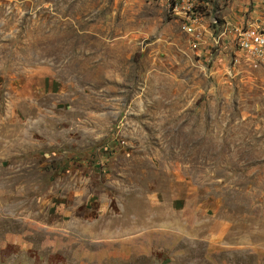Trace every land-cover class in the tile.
Returning a JSON list of instances; mask_svg holds the SVG:
<instances>
[{
	"label": "rangeland",
	"instance_id": "obj_1",
	"mask_svg": "<svg viewBox=\"0 0 264 264\" xmlns=\"http://www.w3.org/2000/svg\"><path fill=\"white\" fill-rule=\"evenodd\" d=\"M193 4L0 0V264H264V0Z\"/></svg>",
	"mask_w": 264,
	"mask_h": 264
},
{
	"label": "built area",
	"instance_id": "obj_2",
	"mask_svg": "<svg viewBox=\"0 0 264 264\" xmlns=\"http://www.w3.org/2000/svg\"><path fill=\"white\" fill-rule=\"evenodd\" d=\"M163 5L168 12L187 22L182 27L186 32L192 31L187 24L195 22L191 13L194 9L193 0H163ZM235 40L238 50L264 64V30L262 28L254 25L244 26L237 32Z\"/></svg>",
	"mask_w": 264,
	"mask_h": 264
},
{
	"label": "crops",
	"instance_id": "obj_3",
	"mask_svg": "<svg viewBox=\"0 0 264 264\" xmlns=\"http://www.w3.org/2000/svg\"><path fill=\"white\" fill-rule=\"evenodd\" d=\"M250 10V11H249ZM246 11H248V16L250 17L251 15H255L254 14V11H251V8L249 9L248 8V6L247 7H245V8H240L239 10H237V13H240V12H242V13H244V12H246ZM252 18H253V16H251ZM226 18H228L229 19V17L227 16ZM257 19V18H256ZM255 18L252 20V21H255L256 20ZM251 20L249 19L246 23H245V25H252V23H251ZM260 20V24L261 25H263L264 26V20L262 21V18L261 19H259ZM244 26V25H243ZM261 27L263 30H264V27ZM259 27V26H258Z\"/></svg>",
	"mask_w": 264,
	"mask_h": 264
}]
</instances>
